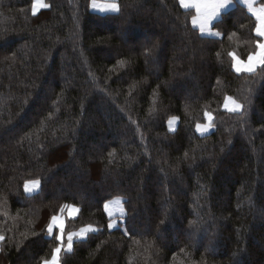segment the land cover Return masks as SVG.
I'll return each instance as SVG.
<instances>
[{"label":"trees","instance_id":"16d2710c","mask_svg":"<svg viewBox=\"0 0 264 264\" xmlns=\"http://www.w3.org/2000/svg\"><path fill=\"white\" fill-rule=\"evenodd\" d=\"M45 1L33 15V0H0V264L50 259L64 204L79 208L66 234L98 231L61 264H264V66L237 73L228 55L262 39L247 6L208 36L179 0Z\"/></svg>","mask_w":264,"mask_h":264},{"label":"snow or ice","instance_id":"6c2138e0","mask_svg":"<svg viewBox=\"0 0 264 264\" xmlns=\"http://www.w3.org/2000/svg\"><path fill=\"white\" fill-rule=\"evenodd\" d=\"M180 5L185 9H194L195 15L192 16V24L194 27H198L201 34H209L220 36L221 34L212 31V22L218 16H220L221 11L227 9L234 0H179ZM248 8V11L256 20L255 34L258 39L256 41V51L249 53L247 60L241 59L235 53L230 52L228 55L232 58L233 68L237 73L248 72L253 73L256 71L257 66H264V4H257V0H241ZM50 5L45 3L44 0H33L32 3V14L36 15L38 9L49 8ZM93 9L99 10L100 12H116L120 11V5L116 0H111V2L97 4V0H92ZM235 35V33H233ZM123 64V61L120 62ZM223 107L228 112H238L243 109V105L239 103L236 99L231 96H226L224 100ZM204 118L207 121L205 124L197 123L196 131L200 133L207 132L211 127H213V115L205 111ZM178 118L171 117L168 121L169 126H171ZM111 155V153H110ZM40 186V180H31L25 182L24 190L25 192H33ZM122 201L120 198H116L113 201L106 202L104 204V210L111 217L114 215L111 210L112 205H119ZM66 209L70 210L69 214L78 213L79 209L75 205L64 204L61 206L60 212L63 213ZM109 228L113 227V223H109ZM59 229V234L55 236V239L59 242L55 248L52 249L51 258L44 260L42 264H61V253L64 251H71L73 246L74 237H84L89 232L98 231L92 225H87L79 230V232H70L67 234V247L64 246V233L65 224L64 220L60 215H53L51 217V223L48 225V233L52 234L54 229ZM4 239L0 236V241Z\"/></svg>","mask_w":264,"mask_h":264},{"label":"crops","instance_id":"0c3cea01","mask_svg":"<svg viewBox=\"0 0 264 264\" xmlns=\"http://www.w3.org/2000/svg\"><path fill=\"white\" fill-rule=\"evenodd\" d=\"M111 2V0H102V2ZM258 1L259 0H257V4H258ZM102 2H100V0L98 1L97 0V4H103ZM116 2L118 3V1L116 0ZM239 2H241V0H239ZM242 3V2H241ZM234 4H235V1L227 8V9H225V10H222L221 11V14L224 12V11H227L228 9H230V8H232L233 6H234ZM91 7H92V5H91ZM92 10H94V11H97V12H100L99 10H96V9H93V7H92ZM100 13H107V12H100ZM221 14H220V16H221ZM220 16H218L215 20H217L218 18H220ZM215 20H213V22H212V25H213V23H214V21ZM212 31L213 32H217L216 30H214L213 28H212ZM205 35H208V36H216V35H209V34H207V33H205ZM40 187H41V183H40V186H39V188L38 189H36V190H34L33 192H27L28 194H33V193H36V192H38L39 190H40ZM116 198H120L121 199V201H122V203L121 204H119V205H112L111 206V210L113 211V213H114V215H112L111 216V218H114V217H122V216H124L125 215V207H124V200H123V198H121V197H116ZM116 198H114V199H112V200H110V201H113V200H115ZM109 202V201H108ZM78 208V207H77ZM79 209V208H78ZM69 212H70V210H66V212H64V213H62V214H59L60 216H61V218L64 220V224H65V229H66V221H67V218H75V217H77L78 216V214H79V211H78V213H75V214H72V215H70L69 214ZM108 214V213H107ZM109 216V215H108ZM110 217V216H109ZM94 227V226H93ZM94 228H96V227H94ZM97 229V228H96ZM80 230V229H79ZM79 230H74V231H70V232H79ZM69 232V233H70ZM91 232H89L87 235H85L84 237H74L73 238V245H74V242H75V240L76 239H84V238H86L89 234H90ZM54 234H59V229L58 228H55L54 229V231H53V233L52 234H50V235H54ZM68 234V233H67ZM67 234H66V232L64 233V246H65V248L67 247ZM72 248H73V246H72Z\"/></svg>","mask_w":264,"mask_h":264},{"label":"rangeland","instance_id":"374dc122","mask_svg":"<svg viewBox=\"0 0 264 264\" xmlns=\"http://www.w3.org/2000/svg\"><path fill=\"white\" fill-rule=\"evenodd\" d=\"M99 1V0H98ZM44 2L45 3H47L45 0H44ZM100 2H102V0H100ZM259 2V1H258ZM102 3H108V1L107 2H102ZM48 4V3H47ZM259 4V3H258ZM44 9V8H43ZM42 9H38L37 10V13L38 12H40ZM178 118V117H177ZM178 123H179V119H177L171 126H169V124H168V126H169V129L170 130H175L176 128H177V126H178ZM205 123H207V121L205 122ZM205 123H201V124H205ZM214 129V126L213 127H211L207 132H204V133H200V134H206V133H209V132H211L212 130ZM77 207V206H76ZM67 210V209H66ZM66 212V211H65ZM62 214V213H61ZM123 219V217H114V218H112V220H111V223H113V227H111V228H115L116 226H118V224H119V221H121Z\"/></svg>","mask_w":264,"mask_h":264}]
</instances>
